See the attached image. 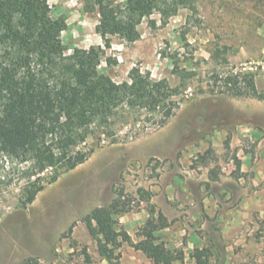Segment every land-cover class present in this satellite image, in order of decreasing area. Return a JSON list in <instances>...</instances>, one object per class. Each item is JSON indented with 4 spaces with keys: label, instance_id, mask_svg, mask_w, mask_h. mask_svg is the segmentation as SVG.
I'll return each mask as SVG.
<instances>
[{
    "label": "rangeland",
    "instance_id": "obj_1",
    "mask_svg": "<svg viewBox=\"0 0 264 264\" xmlns=\"http://www.w3.org/2000/svg\"><path fill=\"white\" fill-rule=\"evenodd\" d=\"M47 1L52 17L67 20L60 36L66 54L103 45L95 31L98 15L85 12L83 0ZM196 8L193 13L180 7L165 25L154 13L156 27L144 20L134 43L112 37L107 54L117 64L99 66L121 82L138 65L171 85L179 82L172 72L176 64L192 70L184 99L164 126L145 116L139 125L120 126L116 142L88 138L81 145L93 150L88 158L54 181L55 169L40 173L42 190L26 208L19 167L0 160V179L11 180L0 187V264L30 256L43 264H99L102 258L82 218L123 188L133 195L134 207L118 217L119 224L139 240L149 217L136 195L140 187L153 192L151 203L170 222L156 235L168 248L183 250L186 264H193L189 255L196 247L211 249L212 264H264V100L209 92L212 67L205 61L214 44L226 45L228 66L253 72L264 89V0H196ZM208 148L213 150L209 165L193 168ZM210 168L219 172L217 181L209 179ZM132 250L124 243L121 254Z\"/></svg>",
    "mask_w": 264,
    "mask_h": 264
},
{
    "label": "trees",
    "instance_id": "obj_2",
    "mask_svg": "<svg viewBox=\"0 0 264 264\" xmlns=\"http://www.w3.org/2000/svg\"><path fill=\"white\" fill-rule=\"evenodd\" d=\"M180 7L194 13L196 0H83L84 11L98 15L95 31L103 45L76 48L66 54L60 36L67 29V20L61 15L52 17L47 0H0V160L19 167L17 179L24 182L23 208L42 190L40 173L55 169L54 181L58 173L73 170L88 158L93 150L81 148L88 138L116 142L122 125H139L149 116L153 125L164 126L175 115L195 76L192 70L176 64L172 72L179 82L171 85L166 78H152L138 65L121 82L100 71L99 66L117 64V58L107 54L112 37L134 43L140 38L139 26L144 20L155 28L152 15L158 13L161 25H165ZM227 49L214 44L209 50L205 60L212 67L208 91L264 100V89L258 88L253 72L228 66ZM229 141L230 136L226 147ZM211 155L213 150L208 148L193 160L192 167L208 166ZM208 177L217 181L219 172L210 168ZM7 181L0 179V187L11 182ZM136 195L139 202L146 203L149 215L137 241L119 224L118 217L134 207L133 195L123 188L107 205L94 207L82 218L98 255L109 264H120L121 247L126 243L151 264L182 262L184 251L168 248L156 235L170 222L151 203L153 192L140 187ZM82 253L90 263L86 247ZM189 256L193 264H212L209 247H196ZM16 264L43 263L30 256Z\"/></svg>",
    "mask_w": 264,
    "mask_h": 264
},
{
    "label": "crops",
    "instance_id": "obj_3",
    "mask_svg": "<svg viewBox=\"0 0 264 264\" xmlns=\"http://www.w3.org/2000/svg\"><path fill=\"white\" fill-rule=\"evenodd\" d=\"M186 262H187V257L184 259V261L176 262L174 264H186ZM191 263H193V260ZM99 264H109V263L106 260L102 259ZM120 264H151V260L146 258L141 252L133 249L131 252H125V251L122 252Z\"/></svg>",
    "mask_w": 264,
    "mask_h": 264
}]
</instances>
